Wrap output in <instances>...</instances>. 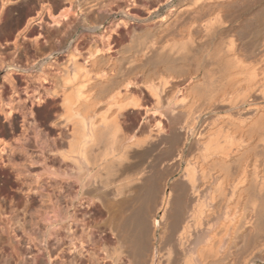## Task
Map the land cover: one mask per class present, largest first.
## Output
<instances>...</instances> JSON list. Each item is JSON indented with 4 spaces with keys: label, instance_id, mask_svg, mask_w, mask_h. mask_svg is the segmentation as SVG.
Returning <instances> with one entry per match:
<instances>
[{
    "label": "bare ground",
    "instance_id": "obj_1",
    "mask_svg": "<svg viewBox=\"0 0 264 264\" xmlns=\"http://www.w3.org/2000/svg\"><path fill=\"white\" fill-rule=\"evenodd\" d=\"M25 1L6 16L9 35L52 2ZM64 1L78 19L48 51L65 61L46 103L1 98L0 137H16V106L48 131L37 155L25 134L10 144L22 185L38 183L39 163L99 192L103 264H264V0ZM62 205H43L50 234Z\"/></svg>",
    "mask_w": 264,
    "mask_h": 264
},
{
    "label": "rangeland",
    "instance_id": "obj_2",
    "mask_svg": "<svg viewBox=\"0 0 264 264\" xmlns=\"http://www.w3.org/2000/svg\"><path fill=\"white\" fill-rule=\"evenodd\" d=\"M24 2L23 0H0V57L3 58L0 64V104H2L1 98L9 96L13 98L14 105H32L31 107L34 106L33 109H35L38 103L31 104V99L34 98L37 101L41 97L42 104L46 103L45 100L49 96H45V90L53 86V74H61L59 63L65 61L63 53L56 55L58 58L55 56L52 60V57H49L52 51L50 49L57 40L61 39V35L66 34L65 31L71 28L78 16L74 7L64 0H52V2H46V5L41 4L40 6L45 5V10L35 4L37 5V7L34 6L35 9H39L35 10L36 13L34 12L35 18L31 16L33 20L29 29H23L24 24L18 31L13 30L15 32L11 31L9 35L10 26L4 22H7L9 18V23L11 15L9 13L13 15L18 13L20 8H26ZM53 2H56V5ZM6 26H8L7 29ZM29 30L34 32L29 35ZM87 38L89 39L90 35ZM86 39L83 35L79 39L84 50L87 47ZM55 59L56 63H53ZM12 60L15 65H19H16L15 69L13 67L10 72L13 84L5 77L7 63ZM114 71L112 74L116 73ZM59 102L57 99L49 103L53 117L62 112ZM5 107L8 110L9 106ZM19 107L16 106L10 116V118L16 117L13 125L17 132L16 137H0V264H103L100 239L102 212L99 192L93 194L71 187L68 182H71L73 178L65 175H55L53 177L55 180H50L39 163L30 165V169L35 172L39 180L36 183L33 176H27V180L32 183L29 187L22 185L25 176L13 171L11 161L13 158L17 159L16 157L20 154L19 151L10 148V144L18 142L15 138L24 136L23 134L27 135L30 149L35 155L40 151V147L47 149L44 140L48 131L37 132L27 120V118L30 119L29 116L24 117L28 122L23 123L19 118L21 113ZM45 113L46 111H42L40 114L43 120ZM0 124L10 129L8 119H5L1 109ZM52 133L59 138L63 135L57 127L53 128ZM53 182L55 185H52ZM54 200L66 205L65 208L62 206L65 210L67 209L64 212L69 215L66 214V219L59 222L60 226L57 224L59 226L57 233L50 234L49 222L44 220L45 214L42 208L44 204L55 202ZM86 249L88 250L84 252ZM69 254L74 255L69 257Z\"/></svg>",
    "mask_w": 264,
    "mask_h": 264
},
{
    "label": "crops",
    "instance_id": "obj_3",
    "mask_svg": "<svg viewBox=\"0 0 264 264\" xmlns=\"http://www.w3.org/2000/svg\"><path fill=\"white\" fill-rule=\"evenodd\" d=\"M89 246V245H88ZM88 249H86L84 252H86ZM75 254V253H74ZM74 254H69V257H71L72 255H74Z\"/></svg>",
    "mask_w": 264,
    "mask_h": 264
}]
</instances>
